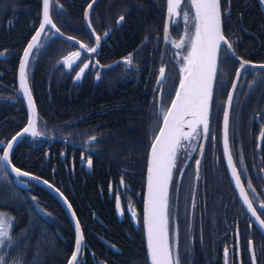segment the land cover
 <instances>
[{
	"label": "trees",
	"instance_id": "obj_1",
	"mask_svg": "<svg viewBox=\"0 0 264 264\" xmlns=\"http://www.w3.org/2000/svg\"><path fill=\"white\" fill-rule=\"evenodd\" d=\"M59 1L64 4L67 14L57 17L58 26L66 34L82 36L87 41L86 34L73 31L82 23L81 5L84 0ZM39 3L40 0H2L0 3V49H8V54L12 53L10 60L0 59V138L18 131L25 115L24 103L12 102L11 98L18 87L17 53L30 38ZM124 4L131 9L129 23L113 34L97 58L106 63L109 58L119 60L129 51H135L139 64L149 60L144 64L145 68H158L165 44L157 45L155 36L162 34V31L157 33L156 28H162L165 0H101L96 11L101 14L110 11L115 16ZM231 21L235 37L239 38L238 52L253 62L264 61V11L258 1L233 0ZM146 33L150 35L145 42ZM65 47L62 42L55 41L34 62L31 82L39 114L47 122V130L45 136L28 138L18 148L17 158L26 161L27 169L60 188L73 204L78 218L86 225L87 264H96L97 260L106 261V264H146L143 228L128 214L117 216L115 196L120 195L125 208L131 200L137 211L142 210L155 73L140 67V75H125L120 68H115L105 73L104 79L97 81L95 72L86 70L85 78L74 82L75 73L70 77L54 66ZM223 70L234 76L232 64L225 65ZM251 77L252 74L243 78L239 85V90L246 95L244 111L249 112L254 107L264 110V87L260 86L259 78L249 87ZM246 80L248 82L243 84ZM224 99L225 94L217 93V103ZM213 127L218 131L215 113ZM237 131L244 134L243 123ZM88 135H96L98 139L91 152L87 153L92 154L94 163L91 168L86 160L81 161L82 152H87L83 140ZM57 137L63 141L57 140ZM220 155L219 142L215 148L207 144L202 163V180L206 179L207 188H200L197 203L200 216L203 221L206 219L210 232L203 249L199 243L196 244L188 264H223V252L219 255L220 249L212 238L213 229L222 228L224 220L221 216L226 206L227 215L228 209L234 205V212L241 210L237 200L234 205L228 200L235 194L224 166L214 159ZM122 176L124 193L120 187ZM33 189L30 194L38 197L40 207L50 216H33L27 203L13 204L16 190L2 184L0 211L16 217V233L28 227L32 229L28 236V264H64L66 254H70L69 250L74 246L73 226L58 200L48 190L37 185H33ZM26 194L19 192L21 197ZM99 237L114 245L118 251L108 247ZM257 239L264 243L259 234ZM245 243L243 239L242 250ZM183 244L184 241L182 248ZM23 248L24 244H21Z\"/></svg>",
	"mask_w": 264,
	"mask_h": 264
},
{
	"label": "snow or ice",
	"instance_id": "obj_2",
	"mask_svg": "<svg viewBox=\"0 0 264 264\" xmlns=\"http://www.w3.org/2000/svg\"><path fill=\"white\" fill-rule=\"evenodd\" d=\"M99 3L101 0H84L81 5L82 23L73 31L86 34L85 41L82 36L66 34L58 26L57 17L67 14L63 3L59 0H40L30 38L26 39L17 53L18 87L15 96L11 98L12 102L24 103L25 115L18 131L14 130V133L0 138V184L16 190L13 204L27 203L33 216H50L40 207L38 197L29 194L19 196L20 191L30 193L35 184L51 188L63 200L74 223V246L70 248V254H66L64 264H87L86 225L82 224L64 192L43 179L42 175L27 169L26 161L17 158V151L28 138L37 139L46 135L47 122L40 117L31 81L34 62L53 42L60 41L67 46L54 66L70 77L75 73L74 82L85 78L86 70L95 72L97 81L104 79V74L115 68H120L125 75L141 74L135 51H129L112 64H102L96 58L101 55L113 34L129 23L131 16L127 4L121 5V10L115 16L110 11L98 13L96 6ZM260 3L264 4V0H260ZM232 4L233 0H166L162 28H156L157 33H163L165 47L171 45L174 49L172 65L175 75L170 77L163 59L158 68L144 69L155 73V87L150 102L152 123L145 153L142 210L137 211L131 200L125 208L121 204L120 195L115 196L117 212L128 214L131 220L143 228L146 264H188L196 241L197 196L201 187L207 188L206 179L202 180L201 177L206 144L213 148L218 142L222 145L221 155L214 159L225 168V175L235 194L233 198L240 204L249 232L258 226L264 235V188L258 190L250 174L254 169L258 180L264 184V166L257 167L253 162L250 167L242 147L238 158L233 151L236 142L233 112L243 104L237 97L238 84L242 78L246 79L253 74L259 77L260 86L264 87V61L253 62L238 52L239 38L235 37L232 30ZM181 21L184 25L183 36L179 41L170 40V30L173 26L178 27ZM149 35L145 34V42ZM155 39L159 44L161 37L156 35ZM7 52L8 49H0V56H5ZM228 64L234 66V78L223 70ZM255 83V79L249 82V87ZM217 93L225 94L226 99L217 103ZM214 113L218 131L213 127ZM257 125L258 131H254ZM249 131L254 132L255 149L261 153L259 159L264 164V112L252 116ZM96 143V135H88L83 140L87 152H82L81 161L86 160L89 168L94 162L92 154L87 153L91 152ZM182 151L185 153L183 158L180 155ZM189 169H192V180L183 204L185 229L182 248L180 193ZM124 183L122 176L120 184ZM17 224L16 217L0 211V264H28V236L32 229L28 227L16 233ZM234 235L235 247L231 251L239 256L241 246L238 222ZM200 243L203 246L202 226ZM21 244H24L23 249ZM243 252L248 257L247 264H264V243L257 249L254 240L249 237ZM229 253L230 248L225 245L224 264H229ZM96 264H106V261L97 260ZM240 264L245 262L241 260Z\"/></svg>",
	"mask_w": 264,
	"mask_h": 264
},
{
	"label": "flooded vegetation",
	"instance_id": "obj_3",
	"mask_svg": "<svg viewBox=\"0 0 264 264\" xmlns=\"http://www.w3.org/2000/svg\"><path fill=\"white\" fill-rule=\"evenodd\" d=\"M1 1L2 0H0V3H1ZM60 3H62V1ZM165 5H166V0H165ZM179 27H180V29H179ZM173 28L175 30L178 28L179 32H182V31L184 32V25H183L182 21H181V23L179 24L178 27L177 26H173ZM162 34H157V35H159L161 37V39L159 41V45L163 43L162 42L163 41V35ZM157 45H158V43H157ZM173 51H174V49H173L172 46L168 45L167 48H164V51L160 54V59H159L160 63H161V61L163 59V61L168 66L170 61H172ZM8 52H9V50H8ZM8 52L5 55V58H7V60L8 59L10 60L11 57H12V53L10 52V54H8ZM116 60H118V59H116ZM116 60L115 59L111 60V58H109L108 62L102 63V64H112ZM146 62H149V60H146L143 63V65L140 64V67H144V64ZM170 68H171V66L168 67V69H170ZM91 72H93V71H91ZM174 75H172V76H174ZM74 76H75V74H74ZM252 77H253V74H252ZM252 77L250 78L249 82L253 81L254 79L256 80V78H252ZM233 78H234V76H233ZM246 82H248V81L246 80L245 82H243V84H245ZM229 88H230V85H229ZM237 97L241 101H243V104H242V107H237L234 110V112H233V116H234V118L236 120L235 131H237L239 128H241L242 122H244L243 125H244V129H246V132L243 135H241L239 133V131L235 132L236 142L233 144V151H234V153L237 154V158H238L239 150L242 147L243 148V152L245 154L246 162L249 163L250 167H251V164L253 162L255 163V165L257 167L264 166V164H262L260 159H259L261 153H259L255 149L256 141H255V137H254V132L253 131H249V124H250L252 116L254 114L258 113V112H264V110H260L259 111L258 107H254V109L250 110L249 112L244 111V107L247 105L246 95H244L242 93V90H239V87H238V90H237ZM225 99H226V95H225ZM221 119H222V113H221ZM254 131H258V125L256 126V129ZM220 149H221V153H222V145L221 144H220ZM180 155L183 158L185 156V153L182 151L180 153ZM254 157H255V159L253 160ZM216 165H218V163H216ZM202 170H204L203 166H201V177L204 176V173L202 174ZM250 174L253 176L254 186L257 187L258 190L260 188H264V184L260 183V181L257 178V173H256V171L254 169L250 171ZM191 180H192V169H189L188 175L184 178L183 190L180 193L181 237H182V240H183L184 229H185V224H184V221H183V215H184V213H183V202H184L183 198L185 197V195L188 192L189 183H190ZM233 197H232V199H228V200H230V202H232L233 205H234V202H236V199H234ZM197 198H198V196H197ZM227 207L228 206H226L224 208V211L222 212V216H221L223 218V220H224L222 222L223 226H222V228L213 229L214 237H212V238H214L215 241H216V247L220 249L219 250V255H221V253L223 252V248H224L225 245L229 246V248H230L229 264H233V262H234V264H240L241 260H243L245 262V264H247L248 257H247V255L245 253H243L242 246H241V244L243 242V239L247 240V238L251 237L254 240V242L256 244V247H258V246L260 247V245L263 243V241H262V243H260L258 241V239H257V236H258V234L261 236V234L259 233V231H258L256 226H254L252 231L249 232V229L247 228L245 215L241 212V210H238V211L236 210L237 212H234L235 210H232L235 207V205H234V207H231V209H228V212H229L228 215L226 213ZM118 213L119 212H117V216H118ZM200 215H201V210L198 207L197 211H196L197 220H196V233H195L196 241H195V246H196L197 243H199L200 246H201V243H200V229H201V226H202V230H203V244H204L205 241H208L209 232H210V226L208 225L206 219H205V221H203V218ZM206 217H207V213H206ZM228 219H229V221H228ZM237 222L239 223V228H240L241 253H240L239 256H235L232 253V251H231V249L233 247H235V239L236 238H235L234 233H235V225H236ZM226 233H227V236H225ZM210 236H211V234H210ZM213 245H214V243H213ZM201 249H203V246L201 247ZM194 251H195V249H193V252ZM202 254H204V252H202ZM243 256H245V259L243 258ZM221 260H222V263L224 264V260L222 258H221Z\"/></svg>",
	"mask_w": 264,
	"mask_h": 264
},
{
	"label": "water",
	"instance_id": "obj_4",
	"mask_svg": "<svg viewBox=\"0 0 264 264\" xmlns=\"http://www.w3.org/2000/svg\"><path fill=\"white\" fill-rule=\"evenodd\" d=\"M259 3H260V0H259ZM260 5H261V7H262V9L264 10V4H261L260 3ZM3 56H0V58H2ZM57 140H62L61 138H56ZM206 147V146H205ZM36 185H38V186H41V187H43V188H45L46 190H48L58 201H59V203L61 204V206L63 207V209H64V211H65V213H66V215L68 216V218H69V220H70V222H71V224H72V226H73V228H74V223H73V221H72V218H71V216H70V214L68 213V211H67V208H66V206L64 205V202H63V200L51 189V188H48V187H46L45 185H43V184H36ZM40 216H42V217H44L45 215H43V214H41ZM257 228H258V226H257ZM259 229V228H258ZM103 242L109 247V245H111L109 242H107V241H104L103 240ZM113 246V245H112ZM110 248H112L113 250H115V251H118L114 246L113 247H110Z\"/></svg>",
	"mask_w": 264,
	"mask_h": 264
},
{
	"label": "rangeland",
	"instance_id": "obj_5",
	"mask_svg": "<svg viewBox=\"0 0 264 264\" xmlns=\"http://www.w3.org/2000/svg\"><path fill=\"white\" fill-rule=\"evenodd\" d=\"M179 29H180V27H179ZM178 28L175 30L173 27H172V30H170V37H169V39L170 40H175V41H179L180 39H181V37L183 36V34H184V32L182 31V32H179L178 30H179ZM172 59H173V57H172ZM169 66H171V68L169 69V71H170V74L171 75H174L175 74V69L173 68V65H172V61H170V63H169V65H168V67ZM252 78H259V77H255L254 75H253V77ZM258 90V89H257ZM248 115V114H247ZM249 116V115H248ZM242 123H244V122H242ZM245 132H246V129H245ZM245 132H244V134H245ZM187 194H188V192H187ZM186 194V195H187ZM185 195V196H186ZM185 199V197L183 198V200ZM183 204H184V202H183ZM184 241V240H183ZM183 241H181V243L183 242Z\"/></svg>",
	"mask_w": 264,
	"mask_h": 264
}]
</instances>
